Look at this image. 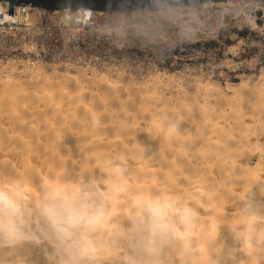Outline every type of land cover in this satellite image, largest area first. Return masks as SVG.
<instances>
[{"label": "bare ground", "instance_id": "obj_1", "mask_svg": "<svg viewBox=\"0 0 264 264\" xmlns=\"http://www.w3.org/2000/svg\"><path fill=\"white\" fill-rule=\"evenodd\" d=\"M68 69L0 63V191L18 209L0 212V264H264V67L228 94ZM56 194L86 206L74 225Z\"/></svg>", "mask_w": 264, "mask_h": 264}, {"label": "built area", "instance_id": "obj_2", "mask_svg": "<svg viewBox=\"0 0 264 264\" xmlns=\"http://www.w3.org/2000/svg\"><path fill=\"white\" fill-rule=\"evenodd\" d=\"M247 68L264 64V0L205 1L127 14L79 8L0 9V63L62 68L142 66L161 73L202 74L227 55L247 57Z\"/></svg>", "mask_w": 264, "mask_h": 264}, {"label": "water", "instance_id": "obj_3", "mask_svg": "<svg viewBox=\"0 0 264 264\" xmlns=\"http://www.w3.org/2000/svg\"><path fill=\"white\" fill-rule=\"evenodd\" d=\"M225 2L227 0H0V9L17 6L41 7L47 11L70 9L71 12L79 8L106 11L110 13L127 14L133 11H158L179 7L194 8L205 2Z\"/></svg>", "mask_w": 264, "mask_h": 264}, {"label": "rangeland", "instance_id": "obj_4", "mask_svg": "<svg viewBox=\"0 0 264 264\" xmlns=\"http://www.w3.org/2000/svg\"><path fill=\"white\" fill-rule=\"evenodd\" d=\"M259 52H261V49L253 46L250 48V52H249L247 57L238 56V55H236V56L227 55L226 57L223 58V61L221 63H219L218 65L212 64V63L209 64L206 67L205 71L202 74H200L198 77H199V79L200 78L203 79L202 82H206L207 79L209 78L208 82H210V83L212 82L215 85H218L226 93L228 92V90L226 89L227 85L230 83H240V81H242L243 79L244 80L245 79H252L253 81H257L261 75V69H262V67H264V64H262L261 66H257L255 69H253L251 67V65L249 68H247V66H245V63H246L245 61H249L253 55H255ZM230 60H232L233 63H231L232 61H230ZM229 62L231 63V67H230ZM6 63L7 62L1 63V64H6ZM58 67L61 70V71L58 70L60 72H63L62 70L66 69V68H62L61 66H58ZM68 70H70L71 73H74L71 69H68ZM167 74H172V73H167ZM179 74H181V73H177L176 75L178 76ZM205 79H206V81H205ZM256 152H254V153H256ZM254 153H253V155L257 154V153L256 154H254ZM253 161L255 162V159Z\"/></svg>", "mask_w": 264, "mask_h": 264}, {"label": "clouds", "instance_id": "obj_5", "mask_svg": "<svg viewBox=\"0 0 264 264\" xmlns=\"http://www.w3.org/2000/svg\"><path fill=\"white\" fill-rule=\"evenodd\" d=\"M54 204L52 207L53 214H59L63 216L69 224H75L78 222V220L81 217L82 212L86 211V206L84 208L78 207L76 204V198L72 194H56L53 196ZM17 204L16 202L11 198L9 193L0 191V212H5L9 216H12L17 211ZM164 209L158 208V213H163ZM103 216V210L102 209H96L92 220L95 222H99L100 219Z\"/></svg>", "mask_w": 264, "mask_h": 264}]
</instances>
